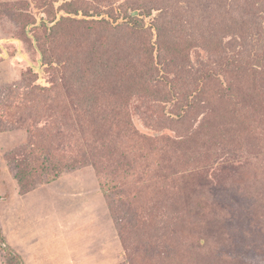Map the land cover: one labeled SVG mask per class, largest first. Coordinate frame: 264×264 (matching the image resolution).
<instances>
[{
	"label": "rangeland",
	"instance_id": "374dc122",
	"mask_svg": "<svg viewBox=\"0 0 264 264\" xmlns=\"http://www.w3.org/2000/svg\"><path fill=\"white\" fill-rule=\"evenodd\" d=\"M251 1L0 0V235L23 264H264V0ZM245 89L259 99L249 122L195 144L229 119L218 100L240 108ZM46 99L51 111L27 110ZM53 113L63 139L70 117L114 140L129 121L156 141L122 138L128 159L100 180L80 167L24 194L15 163L29 135L16 127L32 117L47 135ZM90 133L57 147L59 161L95 151Z\"/></svg>",
	"mask_w": 264,
	"mask_h": 264
},
{
	"label": "trees",
	"instance_id": "16d2710c",
	"mask_svg": "<svg viewBox=\"0 0 264 264\" xmlns=\"http://www.w3.org/2000/svg\"><path fill=\"white\" fill-rule=\"evenodd\" d=\"M252 3L253 2L251 0H248V4L251 5ZM161 35H159V37L157 36V38L162 39ZM232 66L235 68L237 67L234 66V64ZM232 70L233 71L231 73H235L238 75L237 71H239V69L235 71V69L232 68ZM239 77H241V75H238V79ZM205 80H208V77L204 78V82ZM139 87H142L141 90L142 93L145 94L147 93V86L145 84L140 85ZM68 88L70 87L68 86ZM202 88L204 91L205 87ZM194 91L191 97L192 99L195 100L196 95L193 94H197V93H195ZM246 91L247 89L243 90L242 92L241 90L233 91L232 94L234 96L233 100H236L235 97L240 99L241 102L240 108L238 107L240 103H237L239 105L235 104L236 107L234 109H231L232 107L229 108V104H231L229 103L230 100L227 101V103L222 102L224 101V99L218 100L221 104H224L225 107L227 106L226 116L229 117L230 120L228 119L226 120V122H222L220 119L219 121H215L214 119L210 120L209 122L211 123V131L208 133L206 131L204 136H202L201 138L199 137L200 139L195 140L194 142L195 144L197 141H200L199 142L200 145H212L216 142V140L225 142L231 135H235L234 133H230V131L232 130L235 124L245 125L246 123L249 122L247 114L248 112L251 113L252 112L251 110L254 109L252 105H254L255 107L259 105V99L256 98L252 102L249 101L248 96L250 94L249 93L245 94ZM240 93L242 96L240 95ZM149 94H151V96H155L156 91H153ZM171 95H173L172 92ZM23 100L20 99L19 102L17 100L12 108L11 106H7V108L9 110L15 109L17 111L18 110L22 111V108L26 106V103H24ZM49 101L50 99H46V101H37V103L28 106L27 110H29L30 112L33 111L35 115H39L40 112L42 111L43 112L51 111L53 109L52 105L57 101V99L51 100L52 104H50ZM188 105L189 103L186 106ZM56 109H58V106L55 107V110ZM217 112L218 111L215 110V114H217L216 117H219L220 115ZM53 117H55V113H53V116H50L51 119L47 123V125L52 127L50 131H48V129L45 130L47 135L40 134L39 132L35 131L34 129L35 122L32 117H29V120L31 122L21 120L19 124L16 123L18 124V127L16 128L25 129V131L29 135V141L27 144L23 146L24 149L18 153L15 163L16 164L15 179L17 180L18 186L21 189L20 191L24 194L34 189L36 185L42 184L43 183L42 181H44V179H46L44 183L56 182L64 172L73 169H78L80 167H87V166L93 167L100 180L101 169L106 164L111 162L112 163L116 162L117 156L120 158V160L118 161L119 163H121V159L122 161L128 159L129 156L126 154L129 153L121 154L119 149L120 143L118 142V140H122V138H127V142H134L135 145L141 149H145V147L142 144L148 145L156 141V138L152 136L139 134V133L137 135V139H135L133 137V134H135V130H133L132 122L129 123V121H128V128H126V132L122 136H117L116 139L114 140L112 138L113 137L112 135L109 134L111 137H108L107 135L103 134V131L100 130V122L99 123L97 122L96 125L95 124L89 125L86 121H84L81 124L79 120H76V122L75 121L72 122L70 117H68V119H64L63 122H65V124H63V126L60 125L58 127V129L59 128L62 129V127L65 128L67 132L66 139H63L61 138L62 131H59L57 133L55 132L57 128H55L56 123L54 121H51L53 120L52 119ZM210 118H212V116ZM181 119L183 118L181 117ZM229 124L232 126V128H230L231 130L225 133H220L222 134V136L218 137L220 134L217 135V127L227 128ZM131 131L133 132V134L131 133ZM233 131L235 130L233 129ZM90 132H95L96 141L94 142V144H99V146L96 147L95 151L92 152L89 151L88 153H85L84 151L83 154L80 156V158H73L70 159L69 161H59L58 155L56 154L59 151L57 147L66 144L67 142L68 143L71 142L72 139L74 140L77 135L80 136V138H78L80 142L82 139L86 138V135L91 134ZM205 136H207V140L205 139ZM78 139H76L77 142ZM204 139L206 141H204ZM109 142L112 145V147L116 149H111L109 146ZM137 147H133V148L136 149ZM121 149H123L122 146ZM80 151H83V148H79L78 153H80ZM102 192L104 195H107V192L104 189L102 190ZM111 212H112V208H111ZM0 243L3 252L5 253V255H7V257L5 258L6 264H23V260L21 259V257L11 248V246L7 243L3 235L2 236L0 235Z\"/></svg>",
	"mask_w": 264,
	"mask_h": 264
}]
</instances>
